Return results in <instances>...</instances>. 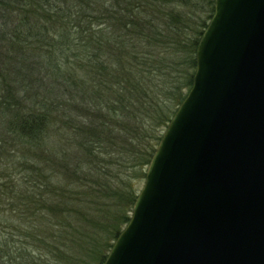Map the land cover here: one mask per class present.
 <instances>
[{
	"label": "trees",
	"instance_id": "trees-1",
	"mask_svg": "<svg viewBox=\"0 0 264 264\" xmlns=\"http://www.w3.org/2000/svg\"><path fill=\"white\" fill-rule=\"evenodd\" d=\"M213 5L0 0V264L104 262Z\"/></svg>",
	"mask_w": 264,
	"mask_h": 264
},
{
	"label": "water",
	"instance_id": "water-1",
	"mask_svg": "<svg viewBox=\"0 0 264 264\" xmlns=\"http://www.w3.org/2000/svg\"><path fill=\"white\" fill-rule=\"evenodd\" d=\"M209 19L102 264H264V0H214Z\"/></svg>",
	"mask_w": 264,
	"mask_h": 264
},
{
	"label": "rangeland",
	"instance_id": "rangeland-1",
	"mask_svg": "<svg viewBox=\"0 0 264 264\" xmlns=\"http://www.w3.org/2000/svg\"><path fill=\"white\" fill-rule=\"evenodd\" d=\"M60 92L62 91V90H59ZM74 91H75V89L73 88V89H71L70 91H69V93L70 94H72V93H74ZM57 93H58V91H57ZM52 97H53V95H52ZM7 139H10V138H7ZM49 139H55V140H57V139H62L60 136H58L56 133H55V131L53 130V128L51 129V131H50V138ZM18 177V176H17ZM21 187L24 189V187H25V184H23V183H21Z\"/></svg>",
	"mask_w": 264,
	"mask_h": 264
}]
</instances>
